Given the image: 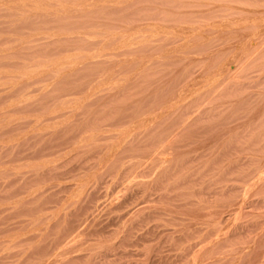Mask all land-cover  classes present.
<instances>
[{"label": "rangeland", "instance_id": "374dc122", "mask_svg": "<svg viewBox=\"0 0 264 264\" xmlns=\"http://www.w3.org/2000/svg\"><path fill=\"white\" fill-rule=\"evenodd\" d=\"M2 1L6 3H11V2H16L17 0H12V1L0 0V2ZM18 1H23V0H18ZM24 1H29V0H24ZM30 1H35V0H30ZM73 1L74 2L77 1L78 3L80 2L82 4V7L79 8L82 9L79 10V8L77 9L74 8L72 9V11H70L71 14L68 15V12L67 13L64 12V10L59 7V3H69ZM44 2H46V0H44ZM51 2L49 3L52 6L50 7V9L53 8L52 11L50 12V10H48V12H50L48 14L46 11H42V13L44 12V15L41 14V12H38L39 14L35 15V13H33L34 11L27 10V8H21L23 11L19 8L18 11V9L14 10L8 7L7 8L0 7V156H1L0 164L1 167L6 170V168L3 167L5 161L4 158L2 157H5L6 154L5 152L9 148H11L10 146L15 147L16 145H20L24 143L23 141H25V144L27 141V144L29 143L32 145L36 142L35 138L42 137V135L37 136V134L45 133L43 134L45 136L48 135L50 132L57 131L58 129L59 130L67 129V128L73 129V127H77V128L81 127L80 129L82 130V128L87 125L84 128L85 129L84 132H86L84 133V136H86L85 134L89 135L90 134L89 132H91L90 127L91 126L95 127L93 123L98 121V125L105 124L103 127L102 126L98 127V129L102 127L101 130L104 128L103 131L99 130L102 135H105L103 137L113 136L112 138L115 139L119 138V140L121 139L127 140L128 138H124V136L123 138H120L122 137V135L120 134V132L122 131L121 128H123V130L124 127L133 130L132 126L135 127L133 124L135 121L133 122V120L136 119V116H139L138 114H140L139 113L140 111L146 113L145 115L142 114L143 116L140 114V116H142L143 119L146 118L147 123L149 122V125L146 124L145 127L146 130L148 131L143 132V134H145L146 132H148V134L146 133L142 137L141 132L143 127L139 129L134 128L136 129L134 133H138L137 131H140L141 135L138 136L137 138L131 139L133 137L132 136L129 138V140H127L124 143V144H129V142L132 140L131 143L136 144L132 146L137 147V145H139L138 143H140L138 149H141L142 145L144 146V147L142 146L143 148L138 151L136 150L137 148L135 149L133 147L134 148L133 150L135 152L132 151V153L137 155V157L134 158L135 160L131 158L134 162L131 159L126 158L125 154H123L122 156L123 158L117 160L115 165H113L114 168L107 171L106 173L107 176H105L106 178L104 177L105 180H102L104 181L105 185L104 183L98 185V190H97L98 194L96 195L97 197L95 198L97 199L99 197L98 201L102 200L103 207L101 208V210L103 209V211L102 212L100 211L98 213L99 215L97 217V220L103 223L101 225H104V223L106 224L110 222L109 219L112 215H114V217L119 215V217L122 218L119 219L118 216H117L118 219L116 217L115 218L111 217V219H113L116 222V224L114 223L113 220H112L113 224H111V222L109 223L111 224L112 227L111 230L109 229L110 226L106 224V226L108 227L107 232H111V234L108 233L109 234L108 237L105 238L103 242L99 241L101 239H99L100 237L98 236H97L98 240L96 236H95V240H92L94 239L92 238L94 236L93 235L90 236L89 234H88L89 239L90 238L91 239L88 240L87 237L88 235H86L84 237L87 240L86 243L88 242L87 244H89L91 242V244L94 247L92 246V247H88L87 249L85 248V250H82L81 255L82 257L86 256L84 257L86 259L83 258L81 259L83 262L79 260L78 263L76 262L75 264H80V263L156 264L157 263L156 260L157 261L160 260L158 264L160 263L163 264L166 258L167 259L170 258L172 261L173 260L174 261L172 262L170 259L167 261L166 259L167 262L165 261L164 264H169V263L182 264L184 263L183 261H186L187 259L189 261L187 260L184 264H189V262L191 261L190 259H192L195 256V253L193 254L191 252L194 246H196L199 242H200L199 246H201V244L205 246L208 243L215 241L217 248L215 247L214 253L211 254L212 255L210 257L211 263H213L215 260L216 262L219 261L218 264H237V263L253 264V261L254 264H256L255 263L256 257H259L256 258L259 260L262 256L264 257V251L261 252L262 250H264L263 249L264 247V152H263L264 151V42H263L264 41V0H66V1L51 0ZM88 2H90V5H92V6L89 5L90 6L89 8L87 7L89 4ZM54 3H57V5ZM84 6L86 7L85 9L83 8ZM54 9H56L57 12L62 11V13L64 14H57V12L51 14L52 12H55ZM25 11H27L26 12L27 14L25 13ZM71 18L74 20H72ZM177 29L180 32H178ZM261 35L263 37H261ZM250 41L255 42L254 46L256 45V47H253V49L256 50L257 48V52L254 51L257 54L256 53L253 54L248 51L247 48L248 45L250 44L249 46H253L251 45ZM181 42L183 45L181 44ZM124 43L125 45L126 43H129L131 46H125ZM177 45H178V49H175ZM14 47L17 49H13ZM187 47H189V49ZM242 48L244 49L247 48L248 53L246 52V50H244V54H243ZM241 54H243V56ZM71 56H72L71 59L72 60L74 59L75 62L72 61L70 58H69L70 60L68 59V57ZM61 58L63 59L65 58V60L67 58L70 61L71 65H69L70 64L69 62H66L67 60L65 61ZM56 61L58 62L56 63ZM76 61L79 64H77ZM64 63H68V64L63 65ZM119 65L121 67H119ZM11 68H13V70H11ZM23 69L25 70L29 69L31 74L29 71L26 72L29 73L30 75L32 74L35 75H32L31 76L32 78L31 77L25 78L27 76L26 72L21 74L22 73L21 71L23 72L25 71ZM32 69L34 72L31 71ZM41 69L42 71L45 72H40ZM109 69H111V71H109ZM115 69L118 70L115 71ZM8 71L10 72L15 71V72L9 73ZM17 71H19L20 73H16ZM137 73L138 75H136ZM111 75H114L113 79H115V77L117 78L118 76H120V78H126L127 76L128 77L131 76L132 79L133 75L136 78L133 77L135 79H132V81L131 79L127 80V78L123 79L124 81H121L119 80V78H117L118 81L116 83L114 82L113 84L112 78H111L112 81L109 80L108 82V78ZM124 75H126V77ZM233 75L236 77H234ZM21 76L24 78H22ZM104 77L107 79L106 81L108 83L111 82L112 85L108 86V83L104 80L105 79ZM209 79L213 81L212 84L210 83L211 85H209V82H211L209 81ZM102 80L105 81L106 85L105 83H102L104 82ZM120 81L125 82V85L123 84L124 85L123 86ZM118 82L120 85H117L118 87H115V84H117ZM196 82L197 84L200 83L203 84V86L206 85L205 89L203 86L202 87L200 86L201 84L194 87ZM207 83L209 86L207 85ZM192 84H193V88H192ZM197 88H199L200 93L198 92ZM190 89L195 90V92L192 90L193 93L195 94V98L192 92H189L191 95H193V96H189L192 99L189 97L186 98L187 95L185 93H188ZM201 89L203 93L201 92ZM181 91L185 92L184 93L186 98L185 101H187V103L182 98L181 101L183 102L180 101L181 103L179 102L180 104L178 105V102H175V100L177 101L179 99L180 95L178 97L177 94L178 93L180 94ZM196 92H198L200 95L198 93H197L198 95H196ZM189 93L188 95H190ZM182 96L184 97L183 94ZM80 99L82 100L81 102H83L81 103L82 105L79 104L80 102L78 103ZM70 101H75V103L71 102L72 104H68ZM139 101H140V105L138 104ZM168 101L169 103H167ZM173 101L174 104L177 103V105L173 106L172 104H170V102L172 103ZM53 105L55 107L59 105L58 108L61 106L67 107L68 105L70 106L74 105L76 107L70 108L68 106L67 109L65 110L68 113H72L74 115L72 117H69V119L66 116L59 121L56 122L52 121L51 124L48 125L40 124L41 126L40 125L39 126L37 125L38 127L35 126V122L37 118H39L40 116H44L50 109H55L53 108L54 107ZM170 105L172 109L171 111L169 109ZM165 106L166 107L169 106L168 109ZM187 106L188 108H186ZM153 108L156 109V111L157 110L161 111L162 109L161 116L160 115L158 116L160 112L157 114V112L154 110L156 112L155 113L156 115H153L152 117L157 116L155 118L158 119L159 117L161 119V117L164 116L163 114L164 112H168V111L170 112L167 113L168 115L164 116L166 118L168 116L169 119H165L163 117L164 121L162 120L163 118L161 120L159 119L160 121L154 118L155 121L156 120L158 121V123L163 121L162 124L155 123L156 125L157 124L160 125V128L162 127L161 129L158 128V125L156 126L153 123L154 120L152 119L153 120L152 123L154 124V126L153 129L150 131L149 126L151 125L150 123L151 118L148 121L149 118L146 116L149 115L151 112L152 114H154L153 113L154 111H152ZM165 108L168 111L165 110ZM150 109L151 111H149ZM145 110L146 112H144ZM147 111H149L150 113L148 112L149 114H147ZM133 113H136L137 115L134 117ZM171 114H173L174 116L173 115L170 116ZM126 117L130 118L131 120L133 119L132 123L131 122L129 123V121L131 120H127L128 118ZM138 118L139 119L137 120H140V117ZM45 119H47V117H44V121H46ZM136 122L138 123V121ZM55 124L58 126H55ZM129 124H133V125H129ZM138 124L140 125V121ZM141 126H143V123ZM117 128H119V130L121 129V131L117 130ZM155 128L158 129L154 130ZM127 129H125V131H127ZM16 130H19V134L17 133L18 131L16 132ZM26 130L27 132L31 131L30 132L31 134L29 133H28L29 135L26 134L25 133ZM81 130L79 131V133H81ZM115 130H117L118 133H114ZM157 130L159 133L157 132ZM154 131L156 133H154ZM21 132L24 133L23 136ZM16 133L17 135L25 139L21 141L22 138H19V136H17ZM71 134L72 132L68 133L66 137H70ZM114 134L115 135L118 134L117 136L120 135L121 136L117 138L115 137ZM158 134L160 135V137L162 136V139L159 137ZM175 134H177V136ZM152 136H156V137H153L152 139ZM10 137L13 138L12 140H14V138L15 139L19 138L18 140L21 142L16 143V140H14L12 141L13 142L12 144ZM6 140L8 141V143ZM119 140L117 141L115 140L116 143H118ZM222 140L225 142H223ZM2 141L3 142L5 141V143H3ZM156 141H158L159 143L163 142V144L160 143L159 145V143ZM14 142L16 143V145L14 144ZM6 143L8 147L5 146ZM154 143L156 144L154 145ZM166 143L168 144L167 146L165 145ZM170 143L172 144L169 145ZM73 144L74 145H72V143H68L67 145L63 146L62 150L64 152H62L61 150L58 156L55 155L52 160L50 159L51 157L44 156V157L30 158L28 159L29 161L31 160L30 163H28L29 161H27L26 159H25L26 162L25 160H23V162L25 164L27 163V165H25L22 161H20V163L24 165V166L22 165L23 168L21 166H20L21 168L20 167L17 168V170L20 169V172L18 173L21 176L20 178L21 182L19 181L16 183V185L13 184L12 186H10V188L8 189L10 191H7L8 193L6 192L3 195V197H0V208L8 209V210L10 209L12 211L10 212L11 214L8 213V217H7L8 220L11 218L12 222H17L22 226L23 225L25 226V227L23 226V228L25 230L26 236L25 238L24 237L23 238L26 239V241L23 238L21 239L22 242L20 240V242L23 245L24 244L25 245L23 247H18L19 250L16 247L17 249L13 248L12 250H8L6 252L0 253V255L7 253L9 259L11 258L15 260L16 258H18V262L19 259H21L20 260L21 262L26 261L28 258H30V252L28 251V249L30 247L33 248L35 246L45 245L46 242H48V240L46 241V239L50 237V232H49L50 227L56 224L54 222L56 221L59 222L65 213L64 212L65 210H60L61 209L60 204H58L59 206L57 204H54L55 206L57 205V209H54L55 208L54 205L47 204L48 202L46 199L47 193L45 195L39 196L38 194L39 189L36 192L35 184H37L38 188H40V186L42 187V185L48 184L49 182L53 184L51 185L49 183V185L51 186L67 185V187L73 186L72 188H74V186L77 187V185L80 184V182L77 183L78 180L84 182V181H88L85 177H88V179L89 177L90 178L93 177L92 173L93 172L95 173L93 169L94 170L96 169L97 165L95 166V164H97L96 163L97 160H98L97 162H99V159L95 160V158H93L94 153L91 152H95L99 148L97 146H92V145H90V147L88 145L78 147V144H76V146L74 142ZM40 145L42 147L44 145V142L42 141L38 146ZM2 146H4L3 150H1ZM160 146H162L164 149ZM168 146H170L171 148ZM6 147L7 150H4L6 149ZM103 148L105 149L106 147L103 146ZM165 148L168 151V153L171 154V156L165 153L166 156L165 155L164 156L166 158L165 157L164 158L160 157V158L171 161L174 160L173 161L174 166H176V164H178L177 166H179V162L181 161L183 162V163L181 162L180 164L183 167L181 172H180L181 169H176V171L174 170L175 173L174 171H172V173L170 172L171 174L170 178L171 179L173 178L174 180L173 179L172 180L169 179L168 181L166 180L163 184H161L160 187L158 185V181H156L155 178L153 179L152 175L150 176L147 175L145 176L144 179H142L143 177L141 179L139 178L142 181L135 180L134 178L136 177L134 175L130 176V174L132 175L134 168L132 164L134 165L137 164L135 163L137 158L139 159L141 158L140 156H143L142 158L146 159L145 157L149 155L147 157L148 159L156 149L157 150L155 153L157 154V151L159 149L160 150L163 149L164 151ZM238 148L242 150L239 151ZM148 150H150L151 152ZM172 150L173 152H171ZM224 150L226 152H224ZM159 151H158V155H159ZM86 152H89L90 154ZM132 153L128 152V154L130 155H132ZM143 153L144 154L146 153L148 155L146 156V154L144 155ZM224 153H228V154H224ZM158 155L156 157H153L156 159V160L153 159L154 161L160 160V159L157 160ZM167 155H169V157ZM174 155L175 157L178 155L179 158L178 160L180 161H178L174 157ZM152 156L153 155H151V157ZM45 157L47 158V160L51 161V163L48 162V166L46 163L47 160L43 159ZM55 157L57 158L55 159ZM151 157L150 159H152ZM141 159H140V164L141 162L144 161L143 159H142L143 161H141ZM150 159H148L149 161L147 160V165L148 164L150 165V163L152 162V161L150 162ZM192 160L194 161L192 162ZM32 161H34L33 165H32ZM39 161L42 163L43 165V166L41 165L42 167L39 165L40 163ZM57 161L59 164H63L65 166V169H68L71 172V174L75 175V177H70L71 176L70 174L69 176L65 177L64 180H57V179L52 180L51 178L48 179L47 176L46 177L42 176L45 172L43 171V167L44 170H46L47 169L46 167L59 165ZM130 161H132L133 163L129 164L128 162ZM117 162L119 165L117 164ZM145 162H143L142 164L145 165ZM90 163L93 164L95 163V164L90 165ZM125 163L127 164L126 166ZM157 163L159 162H156V164ZM224 164L226 165L224 166ZM31 165L33 166L32 169H34V166H36L34 170L31 169L32 167ZM89 165L91 166V168ZM24 167L26 168L29 167V169H31V171L33 172H30L29 169L26 168L24 169ZM240 168H242V170ZM8 170L11 172L7 173L4 170L1 171L0 177L6 176L5 173H7V176L13 175L15 173V171L11 168L7 169V171ZM28 171L31 174L29 175L30 177L28 176L29 174ZM35 171H39V173L41 172L40 173L41 175L38 172H36V174H39L40 176L36 175ZM177 171H179V174H177L178 173ZM21 172L24 174V176ZM88 174H90V176ZM25 175L27 176V178L25 177ZM23 177L26 178V180ZM131 178L134 179L135 181H133ZM34 180H36L38 183H36V181ZM150 180L151 181L154 180V181L151 182ZM176 180L178 181V183L176 182ZM137 181L139 183L142 182L141 184L143 186L141 184L139 185V183L136 184ZM173 181H175V183ZM169 182L170 183L173 182L174 185H178L180 182V184L178 185L180 190L177 188V191L176 189H173L174 191H170L171 195L172 194L173 196L178 195L175 201L178 205L180 203H186V201H192V202L194 201L196 205L189 204L190 206L188 205L184 206V204H181V206L180 207L178 206L177 208L175 207L176 205L175 206L172 205L171 201L158 200L152 198L153 199L152 201L149 200L148 201L149 203L146 202L145 204H143V206L144 205L145 207L147 206L148 210L150 208L149 206H151L150 210L156 212L158 211L157 213L158 215H160V217H156V220H153L154 223L153 221H151L150 224L147 226V228L150 229L152 227H155L152 229L153 234L152 235L150 234L151 236L148 235L150 237L147 236V238H145L146 236H142V237L140 236L139 238V236H137L138 234H136L137 232L139 233V231L137 232L134 231L136 235H134L135 237L134 236L131 237L130 240L127 236V232H128L127 229H129V226L125 225L124 222H126V219L125 217H123V215L121 216L120 214L124 210L118 212L115 211L116 213L112 212L111 214H109V211L107 210L108 207L119 203L120 200H123V198L132 191V189L135 190V188L138 186L142 187L144 190L149 189L148 190L149 192L155 189V186H157L156 189L158 191L160 190L163 191V189H165V186L167 184L172 185ZM33 183L35 185V191L33 190L34 189L32 185ZM158 187L160 188V190L158 189ZM30 190H32V192L34 193V195L36 194V196L33 195L31 196L30 194L33 193ZM213 190L215 194L211 193L213 192ZM19 191L21 194L19 193ZM155 191L153 190L151 193H154ZM158 191H156V193H158ZM29 192L31 193L29 194ZM160 193L162 194L163 192ZM69 194H71L70 191H67L65 194H61V196L63 197L65 195V198L64 199L62 198L63 201L66 200V198H68ZM244 195L245 197H243ZM44 196L46 197L44 198ZM41 198H43L44 200ZM20 199H23V202L19 203ZM96 199L93 202H98L96 201ZM111 199H113L114 201L113 200L111 201ZM179 199L180 200L183 199V200L180 201L179 203ZM16 200H18V202H16ZM39 200H41L40 204H39L40 202ZM63 201H61V204ZM69 202L72 204V201ZM16 203H18V205ZM26 203L28 204V206ZM33 203H36L37 207ZM200 203H202L203 205L204 203L205 204L209 203L212 206L215 205V207L219 208L218 210H220L224 218V222H226L224 223V225H222L224 231L221 229V233H220L217 232V230H215L212 226L208 227L207 225H200V223H195L193 221L194 219L193 214L195 213V209L197 208L196 206L200 205ZM19 204L21 207L17 208L16 206H19ZM46 204L49 205V207L54 206V208L52 207V209L45 210L46 208H48ZM148 204L150 205L148 206ZM238 204L242 205L241 215H239L240 212L238 213L235 212L236 210H234L233 208V205L234 207H236L238 206ZM248 206L252 208H249ZM59 207L60 209H58ZM129 207L135 208L136 205L134 204L129 205ZM38 208L42 210L44 209L45 214L44 211L42 215L39 214L41 210L40 209L38 210ZM172 208L174 209L176 214L173 211L170 214L171 211L169 212V209L173 210ZM161 209L165 210L164 214ZM52 210L55 212H53ZM15 211H17V213ZM57 214L59 216H57ZM173 214H175L176 216L174 215L175 217H169V216H173ZM35 216L36 217L38 216V218L39 216L41 217L40 219H38ZM58 218L60 220H58ZM167 218H171V219H167ZM176 218H178L179 220ZM115 219H117V221ZM175 219L178 221H172ZM165 220H169V221H167L166 223ZM52 221L54 224L52 223ZM160 221L161 223H159ZM171 221L173 222V224ZM159 224L163 226L160 225L159 227H157V225ZM172 225L175 226L173 227ZM122 226L125 228L123 229ZM36 227L37 228L41 227V229L39 231H36L38 230L36 229ZM31 228H34L35 230L34 229L31 230ZM155 230L157 231L159 230V231L156 233ZM42 232H44L43 235ZM224 232L225 235L224 236L222 235L223 237L222 236L220 237V235L224 234ZM219 233L220 235L218 236L217 234ZM40 235H42L41 238L43 239L39 241L38 238ZM3 236L5 235H0V238H4ZM217 236L219 237V239L217 238ZM109 237H111V240L114 239L112 241L113 243L112 242H110V244L108 243V241L110 240ZM133 238L134 240H132ZM142 238L143 240H141ZM106 239L109 240L107 241ZM127 239L129 240L126 242ZM5 241H7L6 238L0 239V244H4ZM42 241L43 243H41ZM104 241L106 245L104 244ZM254 241H256L257 243H253ZM82 242L84 243L85 240L83 239ZM128 242L131 244L129 245ZM258 242L259 245L261 243V246L258 245ZM100 243L101 244L103 243L105 247L103 244H102L103 246L102 245L100 246ZM123 243L126 245H124ZM135 243L137 245H135ZM255 244H257L256 245L257 247L255 246ZM22 248L24 249L21 250ZM188 249L190 250L188 251ZM253 250L254 251L256 250V252L259 251L258 253L260 254L254 252L250 253V251ZM0 251H1V247H0ZM92 251L94 253H90ZM8 252H10V254H8ZM27 252L29 255H27ZM245 252L250 254L247 257L248 259H246L247 253ZM74 253L76 256L77 254H79V251L73 252L71 257L74 256ZM85 253L88 254V256L84 255ZM89 253L92 254L93 256H90ZM243 253H245L244 257H243ZM239 254H241L243 258L240 259L239 256L241 255ZM251 254H253V256L256 257L254 258L251 257ZM4 256H6V254L3 255L2 257ZM10 256H12L13 258ZM175 256L178 258H176ZM235 256L238 257L234 259ZM212 257L214 260L212 259ZM250 257L251 259H253L252 263H249L251 262ZM161 258L162 259L165 258V259L162 260ZM172 258H176V259H172ZM210 258L208 260H210ZM228 258L231 261L230 263ZM243 259L245 260V262H242ZM13 260L12 261L10 260V262L14 264L18 263L17 259L14 262ZM56 260L58 261V258H56ZM208 260H206V262ZM246 260L249 261L246 263ZM206 262H204V264H210V261L207 263ZM262 262L263 260L261 259V263ZM39 263H41V261L38 262V264Z\"/></svg>", "mask_w": 264, "mask_h": 264}, {"label": "bare ground", "instance_id": "6f19581e", "mask_svg": "<svg viewBox=\"0 0 264 264\" xmlns=\"http://www.w3.org/2000/svg\"><path fill=\"white\" fill-rule=\"evenodd\" d=\"M12 1V0H11ZM51 2V0H46V2ZM55 1V0H54ZM57 1V0H56ZM60 1V0H59ZM66 1V0H65ZM4 1H2V2H0V7H5V8H10V9H14V10H16V9H18V11H19V8L21 9V8H27V10H32V11H34L33 13H35V15L36 14H39L38 12H41V14H43L44 15V12L42 13V11H46L47 12V14L48 13H50L51 11H52V9H50V7H52L51 6V4L48 2V3H46V2H44V0H35V1H16V2H11V3H6V2H4ZM51 3H53V2H51ZM89 4H88V8L90 7V6H92V5H90V2H88ZM54 4H56L57 5V3H54ZM90 5V6H89ZM59 7L60 8H62L63 10H64V12H68V15H70L71 14V12L70 11H72V9H74V8H79V7H82V4L79 2H69V3H59ZM84 9L86 8L85 6L83 7ZM82 8H79V10H81ZM4 10V9H3ZM6 10V9H5ZM8 10V9H7ZM22 10V9H21ZM20 10V11H21ZM25 10V9H24ZM48 10H50V12H48ZM55 10V12H52L51 14H53V13H56L57 12V10L56 9H54ZM219 10V9H218ZM23 11V10H22ZM220 11H222V10H220ZM227 11V10H226ZM262 11V10H261ZM27 11H25V13H26ZM46 12H45V14H46ZM58 12H60V11H58ZM57 12V14H64V13H62V11L60 12V13H58ZM70 12V13H69ZM76 12V11H75ZM74 12V13H75ZM78 12V11H77ZM218 12V11H217ZM30 13V12H29ZM27 14V13H26ZM213 14H214V12H213ZM212 14V15H213ZM262 14V13H261ZM29 15V14H28ZM50 15V14H49ZM56 15V14H55ZM67 15V14H66ZM65 15V16H66ZM236 15V14H235ZM227 16V15H226ZM261 16V15H260ZM257 17V16H256ZM34 18H36V17H34ZM70 18V17H69ZM212 18V17H211ZM215 18V17H214ZM19 19V18H18ZM30 19V18H29ZM72 19V18H71ZM79 19V18H78ZM173 19V18H172ZM72 20H74V19H72ZM157 20V19H156ZM26 21V20H25ZM28 21V20H27ZM31 21V20H30ZM209 21V20H208ZM258 21V20H257ZM36 22V21H35ZM49 22V21H48ZM47 22V23H48ZM175 22V21H174ZM177 22V21H176ZM239 22V21H238ZM241 22V21H240ZM252 22V21H251ZM250 22V23H251ZM260 22V21H259ZM14 23V22H13ZM25 23V22H24ZM30 23V22H29ZM43 23V22H42ZM179 23V22H178ZM246 23V22H245ZM249 23V24H250ZM225 24V23H224ZM241 24V23H240ZM244 24V23H243ZM178 25V24H177ZM223 25V24H222ZM226 25V24H225ZM224 25V26H225ZM220 26V25H219ZM236 27V26H235ZM237 27H238V25H237ZM13 28V27H12ZM176 28V27H175ZM234 28V27H233ZM250 28V27H249ZM242 29V28H241ZM245 29V28H244ZM230 30V29H229ZM234 30V29H233ZM174 31H175V29H174ZM177 31H178V29H177ZM221 31V30H220ZM178 32H180V31H178ZM236 32V31H235ZM175 33V32H174ZM185 33H186V30H185ZM189 33V32H188ZM242 33V32H241ZM257 34H258V32H257ZM178 35H179V33H178ZM224 35V34H223ZM169 37V36H168ZM177 37V36H176ZM253 37H255V36H253ZM259 37V36H258ZM258 37H257V39H258ZM261 37H263L262 35H261ZM260 38V37H259ZM126 39V38H125ZM125 39H124V41H125ZM131 39V38H130ZM170 39V38H169ZM209 39V38H208ZM207 39V40H208ZM128 40V39H127ZM126 40V41H127ZM186 40V39H185ZM188 40V39H187ZM192 41H193V39H192ZM243 41H244V39H243ZM253 41H255V40H253ZM252 41V42H253ZM252 42L250 41V43H251V45H253V46H249L248 45V51L250 52V53H253V54H255L256 52H257V48H256V50L255 49H253V47H256V45L254 46V44H255V42H253V44H252ZM264 42V41H263ZM184 43V42H183ZM192 43V42H191ZM190 43V44H191ZM244 43H245V41H244ZM243 43V44H244ZM258 43V42H257ZM256 43V44H257ZM260 43V42H259ZM31 44V43H30ZM123 44V43H122ZM181 44H182V42H181ZM185 44H187V43H185ZM202 44V43H201ZM124 45H125V43H124ZM123 45V46H124ZM179 45V44H178ZM178 45L176 46V48L175 49H178ZM183 45V44H182ZM195 45V44H194ZM204 45V44H203ZM125 46H131L129 43H126V45ZM188 46V45H187ZM202 46V45H201ZM239 46V45H238ZM20 47V46H19ZM182 47V46H181ZM180 47V48H181ZM30 48V47H29ZM186 48V47H185ZM184 48V49H185ZM188 49H189V47H187ZM238 48V47H237ZM240 48V47H239ZM247 48L246 49H244V48H242L243 50H242V52H243V54H244V50H246V52H247ZM13 49H17V48H13ZM24 50V49H23ZM28 50V49H27ZM213 50V49H212ZM7 51V50H6ZM22 51V50H21ZM177 51V50H176ZM196 51V50H195ZM217 51V50H216ZM235 51V50H234ZM254 51H256V52H254ZM259 51V50H258ZM19 52V51H18ZM40 52V51H39ZM46 52V51H45ZM198 52V51H197ZM237 52V51H236ZM238 52H240V51H238ZM245 52V53H246ZM260 52V51H259ZM34 53V52H33ZM182 53V52H181ZM185 53V52H184ZM248 53V52H247ZM239 54V53H238ZM243 54H241L242 56H243ZM257 54V53H256ZM30 55V54H29ZM248 55V54H247ZM253 56H255V55H253ZM74 57V56H73ZM235 57H236V55H235ZM245 57V56H244ZM71 59L72 58V56L71 57H68V59ZM242 58V57H241ZM246 58V57H245ZM61 59H63V58H61ZM60 59V60H61ZM67 58H66V60H65V58L63 59V60H65L66 62H69L70 63V59L68 60ZM77 59V58H76ZM227 59V58H226ZM236 59V58H235ZM243 59V58H242ZM62 60V61H63ZM72 60V59H71ZM113 60V59H112ZM230 60V59H229ZM239 60V59H238ZM3 61V60H2ZM26 61V60H25ZM61 61V62H62ZM72 61H74V59L72 60ZM233 61H235V60H233ZM245 61V60H244ZM243 61V62H244ZM48 62V61H47ZM58 61H56V63H57ZM64 62V61H63ZM75 62V61H74ZM77 62V61H76ZM224 62V61H223ZM237 62V61H236ZM13 63V62H12ZM55 63V64H56ZM81 63V62H80ZM227 63V62H226ZM61 64V63H60ZM59 64V65H60ZM67 65L68 63H64L63 65ZM74 64V63H73ZM77 64H79L78 62H77ZM30 65V64H29ZM69 65H71V63L69 64ZM221 65V64H220ZM25 66H26V64H25ZM56 66V65H55ZM193 66V65H192ZM226 66V65H225ZM59 67V66H58ZM61 67V66H60ZM119 67H121L120 65H119ZM44 68V67H43ZM54 68V67H53ZM63 68V67H62ZM61 68V69H62ZM70 68V67H69ZM76 68V67H75ZM74 68V69H75ZM144 68H146V67H144ZM143 68V69H144ZM222 68H224V67H222ZM221 68V69H222ZM9 69V68H8ZM19 69V68H18ZM21 69H22V67H21ZM30 69V68H29ZM29 69H27V70H25V69H23V70H25L24 72L23 71H21L22 73L21 74H23V73H25L26 71H29L30 72V70ZM35 69V68H34ZM40 69V68H39ZM49 69V68H48ZM68 69V68H67ZM71 69V68H70ZM72 69H73V67H72ZM113 69V68H112ZM119 69V68H118ZM118 69H115V71H117ZM142 69V70H143ZM227 69V68H226ZM231 69V68H230ZM11 70H13V68H11ZM16 70V69H15ZM43 70H45V69H43ZM65 70H66V67H65ZM64 70V71H65ZM114 70V69H113ZM145 70V69H144ZM223 70V69H222ZM5 71V70H4ZM31 71H33V69L31 70ZM59 71V70H58ZM109 71H111V69H109ZM141 71V70H140ZM221 71V70H220ZM228 71H229V69H228ZM233 71V70H232ZM9 73H14L15 71H8ZM34 72V71H33ZM37 72V71H36ZM40 72H45V71H42V69H41V71ZM113 72V71H112ZM144 72V71H143ZM197 72V71H196ZM224 72H225V70H224ZM230 72H231V70H230ZM16 73H20L19 71H17ZM218 73V72H217ZM220 73V72H219ZM237 73V72H236ZM26 74H27V76L25 77V78H27V77H31L32 75H35V74H32V75H30L31 74V72H30V74L29 73H27L26 72ZM43 74V73H42ZM132 75V74H131ZM136 75H138V73L136 74ZM217 75V74H216ZM240 75V74H239ZM24 76H25V74H24ZM112 76V77H111ZM109 78H108V82H109V80H111V78L113 79L114 78V75H111ZM125 77H126V75H124ZM234 76V75H233ZM22 77V76H21ZM122 77V76H121ZM133 77H135L134 75L132 76V79H135V78H133ZM214 77V76H213ZM234 77H236V76H234ZM7 78V77H6ZM22 78H24V77H22ZM32 78V77H31ZM105 78V77H104ZM117 78H119V80H121V81H124L123 79H126L127 78V80L129 79H131V76L130 77H126V78H120V76H118ZM116 77H115V79H113V84H114V82L116 83L117 81H118V79H117ZM189 78V77H188ZM207 78H209V77H207ZM132 79H131V81H132ZM212 79V78H211ZM211 79H209V81H211ZM105 81L107 80L106 78L104 79ZM104 80H102V81H104ZM116 80V81H115ZM139 80V79H138ZM205 80V79H204ZM232 80V79H231ZM236 80V79H235ZM105 81L104 82H102V83H105ZM112 81V80H111ZM120 81V82H121ZM135 81V80H134ZM200 81H202V80H200ZM208 81V80H207ZM107 82V81H106ZM107 82V83H108ZM191 82V81H190ZM204 82V81H203ZM212 82L213 81H211V82H209V85H211L212 84ZM224 82V81H223ZM233 82V81H232ZM122 83V85L124 84L125 85V82H121ZM206 83V82H205ZM211 83V84H210ZM227 83V82H226ZM35 84V83H34ZM191 84V83H190ZM201 84V83H200ZM200 84H197V82H196V84H195V86L194 87H196V86H198V85H200ZM222 84H224V83H222ZM102 85H104V84H102ZM105 85H106V83H105ZM109 85H112V83L110 82V83H108V86ZM117 85H120L119 84V82L117 83V84H115V87H118ZM123 85V86H124ZM207 85H208V83H207ZM208 85V86H209ZM216 85H217V82H216ZM190 86V85H189ZM201 87L203 86V84H201L200 85ZM205 86L206 85H204L203 87H204V89H205ZM254 86V85H253ZM98 87H101V86H98ZM110 87H113V86H110ZM120 88V87H119ZM187 88V87H186ZM186 88H185V90H186ZM192 88H193V84H192ZM207 88V87H206ZM224 88V87H223ZM95 89H97V88H95ZM108 89V88H107ZM112 89V88H111ZM110 89V90H111ZM117 89V88H116ZM121 89V88H120ZM198 89V92H199V88H197ZM197 89H196V91H197ZM216 89H218V88H216ZM109 90V89H108ZM188 90V89H187ZM195 92V90L194 89H190L189 91H188V93L189 92H192V94H194L193 93V91ZM98 91H100V90H98ZM214 91V90H213ZM212 91V92H213ZM113 92V91H112ZM118 92V91H117ZM198 92H196V95H198L199 93ZM201 92H202V89H201ZM95 93V92H94ZM185 92H180V94L178 93L177 95H178V97H179V95H180V97H179V99L176 101L175 100V102H178V105L181 103V102H183V101H181L182 100V98L184 99V101H185V99L186 98H188L189 96H193V95H191L190 93V95H188V93H185L186 95H187V97L185 98V94H184ZM198 93V94H197ZM203 93V92H202ZM214 93V92H213ZM96 94V93H95ZM117 94V93H116ZM182 94L184 95V97L182 96ZM114 95V94H113ZM200 95V94H199ZM206 95V94H205ZM223 95V94H222ZM106 96V95H105ZM124 96V95H123ZM182 96V97H181ZM207 96V95H206ZM87 97V96H86ZM89 97H90V94H89ZM88 97V98H89ZM120 97V96H119ZM129 97V96H128ZM174 97V96H173ZM178 97H176V98H178ZM204 97V96H203ZM114 98V97H113ZM125 98V97H124ZM189 98H191V97H189ZM194 98H195V94H194ZM154 99H156V98H154ZM172 99V98H171ZM175 99V98H174ZM192 99V98H191ZM202 99V98H201ZM74 100H77V99H74ZM79 100V99H78ZM87 100V99H86ZM108 100V99H107ZM82 100L80 99V101H78V103L79 104H81V103H83V102H81ZM123 101V100H122ZM181 101V102H180ZM197 101V100H196ZM71 102H73V103H75V101H70L68 104H72ZM113 102H114V100H113ZM142 102H144V101H142ZM166 102V101H165ZM180 102V103H179ZM186 103H187V101H185ZM192 102H194V101H192ZM201 102H202V100H201ZM61 103V102H60ZM65 103V102H64ZM167 103H169V101L167 102ZM199 103H200V100H199ZM204 103V102H203ZM202 103V104H203ZM225 103V102H224ZM230 103V102H229ZM243 103V102H242ZM77 104V103H76ZM111 104V103H110ZM139 105H140V101H139V103H138ZM142 104V103H141ZM170 104H172L173 106L174 105H177V103L176 104H174V101L171 103L170 102ZM82 105V104H81ZM133 105V104H132ZM131 105V106H132ZM134 105H135V103H134ZM166 105H168V104H166ZM183 105V104H182ZM228 105V104H227ZM54 106V105H53ZM58 106L59 105H57V107H53V108H55V109H50L44 116H40L39 118H37V120H36V122H35V126H39L40 124L42 125V124H44V125H48V124H51V122L52 121H59V120H61V119H63L64 117H68V119H69V117H72L74 114H72V113H68L67 111H65L66 109H67V107L69 106L70 108H72V107H76V106H70V105H68L67 107H63V106H61V107H59L58 108ZM79 106V105H78ZM84 106V105H83ZM251 106V105H250ZM86 107H88V106H86ZM92 107V106H91ZM140 107V106H139ZM166 107V106H165ZM169 107V106H168ZM168 107H166L167 109H168ZM78 108V107H77ZM82 108V107H81ZM155 108V107H154ZM153 108V110L152 111H156V109H154ZM165 108V110H167ZM172 108H174V107H172ZM178 108H179V106H178ZM183 108V107H182ZM186 108H188V106L186 107ZM232 108V107H231ZM76 109V108H75ZM101 109V108H100ZM149 109V108H148ZM169 109H170V111L172 110L171 109V105H170V107H169ZM68 110H69V108H68ZM78 110V109H77ZM164 110V109H163ZM179 110V109H178ZM73 111V110H72ZM109 111V110H108ZM120 111V110H119ZM149 111H151V109L149 110ZM149 111H147V114H149L150 112ZM153 112L154 114H152V112L149 114V115H147L146 117H148L149 119H148V121L150 120V118H151V125L154 123H158V121L157 120H159L160 119V117H159V119L158 118H155V117H157V116H154V117H152L153 115H156L155 113L157 112V114H158V116L160 115H162V109H161V111H156V112ZM168 111V110H167ZM170 111H168V112H170ZM182 111V110H181ZM137 112H139V111H137ZM136 112V113H137ZM144 112H146V110L144 111ZM149 112V113H148ZM168 112H164L163 114H164V116H166V115H168L167 113ZM175 112H176V109H175ZM174 112V113H175ZM197 112V111H196ZM131 113V112H130ZM136 113H133L134 114V117L137 115ZM141 115L142 114H146V113H143V112H139ZM166 113V114H165ZM172 113V112H171ZM78 114V113H77ZM140 114H138L139 116H136V119H132L133 120V124H134V126L135 127H133L132 126V128H133V130L131 129H127V128H125L124 127V130H123V128H121L122 129V131H121V129L119 130V128H117V130H119V131H121L120 132V134L122 135V137H120V136H117V135H115V137H120V138H123V136H124V138H128L127 140H129V138L130 137H132L131 139H133V138H137L138 136H140L141 135V133H142V137L147 133L148 134V132H146L145 134H143V132H145V131H148V130H146V124H148L149 125V122L147 123V119L146 118H142V116H140ZM42 115V114H41ZM94 115V114H93ZM122 115V114H121ZM173 114H171L170 116H172ZM98 116V115H97ZM133 116V115H132ZM163 116V117H164ZM174 116V115H173ZM176 116V115H175ZM244 116V115H243ZM44 117H47V119H45L46 121H44ZM83 117V116H82ZM116 117H118V116H116ZM138 117H140V120H137V119H139ZM163 117H161V119L163 118ZM182 117V116H181ZM93 118V117H92ZM126 118H128V117H126ZM125 118V119H126ZM142 118V119H141ZM157 119L156 121H155V119ZM165 119H169V117L167 116V118L166 117H164ZM164 118L162 119L163 121H164ZM192 118V117H191ZM260 118V117H259ZM84 119H86V118H84ZM102 119V118H101ZM154 120V122H153V120ZM160 119V120H161ZM214 119H215V117H214ZM227 119V118H226ZM82 120H83V118H82ZM113 120V119H112ZM122 120V119H121ZM127 120H131L130 118H128ZM132 120L131 121H129V123L131 122L132 123ZM142 120H143V122H142ZM159 120V121H160ZM237 120V119H236ZM245 120V119H244ZM88 121V120H87ZM136 121H138V123H139V121H140V125L136 122ZM162 121V122H163ZM189 121V120H188ZM82 122V121H81ZM86 122V121H85ZM153 122V123H152ZM162 122H159L158 124H162ZM187 122V121H186ZM252 122V121H251ZM58 123V122H57ZM137 123V124H136ZM142 123H143V126H141L142 125ZM145 123V124H144ZM170 123V122H169ZM253 123V122H252ZM33 124V123H32ZM59 124V123H58ZM85 124V123H84ZM88 124V123H87ZM92 124V123H91ZM94 125H95V127H90V131L91 132H89L90 134L88 135V134H85L86 136H84V133H86V132H84L85 131V127L87 126H85V127H83L82 128V130L78 127H73V129H69V128H67V129H61V130H57V131H54V132H50L48 135H43V134H45V133H41V134H37V136L38 135H42V137H37V138H35L36 139V142L34 143V144H27V141H26V144H25V141H23V139H25V138H22V137H20L19 135H17V133L19 134V130H16V135L17 136H19V138H22L21 139V141H23L24 143H22V144H20V145H16V143L18 142H21V141H19L18 139L19 138H17V139H15L14 138V140H16V143L14 142V144L16 145H13V146H15V147H12V146H10L11 148H9L8 150H7V147H8V145H7V143H8V138H7V143H6V145L5 146H7L6 147V149H4V150H7L4 154H5V157H2V158H4V161H5V163L3 164L4 166L3 167H5L6 168V170L5 169H3L2 167H1V164H0V172L1 171H6L7 173H10L11 171H7V169H9V168H11V169H13L14 171H15V173L13 174V175H10V176H7V173H5L6 174V176H4V177H0L1 179H0V197H3V195L7 192V191H10V190H8L9 188H10V186H12L13 184H15L16 185V183L17 182H19L20 181V178H21V176H20V174L18 173V172H20V169L19 170H17V168L18 167H22V165L23 164H21L20 163V161H22L23 162V160H27V161H29L28 159H30V158H37V157H44V156H46V157H51L50 159L52 160L53 159V157L55 156V155H57L58 156V154H59V152L62 150V147L63 146H65V145H67L68 143H72V145H74L73 144V142L75 143V146H76V144H78V147L80 146H84V145H88L89 147H90V145H92V146H97L99 149L97 150V151H95V152H91V153H94L93 154V158H95V160L96 159H99V162H97L96 161V163L97 164H95V166L97 165V167H96V169L94 170L93 169V171H95V173L93 172H91L92 174H93V177H89V179H88V177H85L88 181H81V180H78V182L77 183H79L80 182V184L79 185H77V187H75L74 186V188H72L73 186H71V187H67V185H59V186H51V185H53V184H51L50 182V184L51 185H49V183L48 184H46L47 186H49V187H47L46 185H42V187L40 186V188H38L37 187V184H35L36 185V192H37V190H38V194H39V196L40 195H45L46 193H47V204H49V205H54V204H60L61 205V209H60V207L58 208V209H60V210H65L64 212V215L62 216V218H61V220L58 218V220H60L59 222H57L56 220H54V221H56V222H54V223H56V224H54L53 223V221H52V223L54 224V225H52L51 227H50V237H48L47 239H46V241L48 240V242H46V244L45 245H42V246H35V247H30L29 249H28V251L30 252V258H28L26 261H23V262H21L20 260L21 259H19V262H18V258H16L17 259V264H38V262H40L41 261V263L42 264H75L76 262L78 263V261L79 260H81V259H83L84 257H86V256H84V257H82V250H85V248L87 249L88 247H92L93 245L91 244V242L89 243V244H87L86 243V239L84 238L86 235H93L94 237H92V238H94V239H92V240H95V236L97 237H100L99 239H101V240H99V241H102L103 242V240L105 239V238H107L108 237V235L109 234H111V232H107V226H106V224H108L109 226H110V230H111V224H113L112 223V220L113 219H111V217H114V215H112L111 217H110V219H109V217H108V219H109V221L111 222V224H109V223H104V225H101V224H103V223H101V222H99L98 220H97V217H98V213L101 211H103V209L101 210V208L103 207V202H102V200H100V201H98V199H99V197L96 199L95 197H97L96 195L98 194V185L99 184H102V183H104V181H102V180H105L104 179V177L105 176H107V171L108 170H111L112 168H114V166L113 165H115V163H116V161L117 160H119V159H122L123 157V154H125V156H126V158H129V159H133V160H135L134 158L135 157H137V155L136 154H134V153H132V151L133 152H135L133 149L135 148H137L136 150L138 151V150H141L144 146L142 145V143H141V145L143 146H141V149H138V147L140 146V143H138V142H136V143H138L139 145H137V147H134V146H132V145H136L135 143H131V141L129 142V144H124L127 140L125 139V140H119V138L118 139H115V138H112V137H103V136H105V135H102L101 134V132L100 131H103V129L101 130V128L105 125V124H103V125H98V121L97 122H94L93 123ZM92 124V125H93ZM99 124H101V123H99ZM111 124V123H110ZM120 124V123H119ZM118 124V125H119ZM133 124H129V125H133ZM154 124L152 125V127H151V125L149 126V128H150V131L153 129V126H154ZM157 124V125H158ZM184 124V123H183ZM246 124V123H245ZM34 125V124H33ZM40 125V126H41ZM90 125V124H89ZM117 125V126H118ZM128 125V126H129ZM136 125H138V126H136ZM148 125H147V128H148ZM156 125V124H155ZM156 125V126H157ZM172 125V124H171ZM179 125V124H178ZM37 126V127H38ZM55 126H58V125H56L55 124ZM99 126H102V127H100V129H98V127ZM155 126V127H156ZM163 126V125H162ZM223 126V125H222ZM228 126V125H227ZM26 127V126H25ZM30 127H32V126H30ZM37 127H36V129H37ZM45 127V126H44ZM44 127H42V128H44ZM127 127V126H126ZM138 127V128H137ZM143 127V129H142V132L140 133V131H137L138 133H134V131L136 130V129H139V128H142ZM245 127V126H244ZM72 128V127H71ZM89 128V127H88ZM134 128H136V129H134ZM144 128H145V130H144ZM158 128L159 129H161L160 128V125H158ZM158 128H155L154 130H156V129H158ZM34 129V128H33ZM81 130V133H79V131ZM125 129H127V131H125ZM177 129V128H176ZM185 129V128H184ZM100 130V131H99ZM114 130V129H113ZM117 130H115V131H117ZM144 130V131H143ZM166 130V129H165ZM22 131H23V129H22ZM114 131V133H118V131L117 132H115ZM125 131V132H124ZM178 131V130H177ZM31 131H29V132H27V130H26V134H31L30 133ZM46 132H48V131H46ZM70 132H72V134L70 135V137H66V135L68 134V133H70ZM157 132H158V130H157ZM175 132V131H174ZM181 132V131H180ZM140 133V134H139ZM150 133V132H149ZM153 133V132H152ZM154 133H156L155 131H154ZM153 133V134H154ZM159 133V132H158ZM161 133H162V131H161ZM179 133V132H178ZM21 134H22V136H23V134L24 133H22L21 132ZM28 134V135H29ZM47 134V133H46ZM111 134V133H110ZM113 134V133H112ZM152 134V135H153ZM258 134V133H257ZM157 135V134H156ZM159 135V134H158ZM176 136H177V134H175ZM27 136V135H26ZM69 136V135H68ZM182 136H184V135H182ZM223 136V135H222ZM221 136V137H222ZM233 136V135H232ZM16 137V136H15ZM147 137V136H146ZM153 137H156V136H152V139H153ZM159 137H160V135H159ZM163 137H164V135H163ZM11 138V137H10ZM139 138H141V137H139ZM138 138V139H139ZM151 138V137H150ZM161 139H162V136L160 137ZM166 138V137H165ZM164 138V139H165ZM185 138V137H184ZM220 138V137H219ZM263 138V137H262ZM13 138H11V143L13 144V142L12 141H14V140H12ZM157 139H158V137H157ZM26 140H28V139H26ZM117 140H119L118 141V143H116V141ZM140 140H142V139H140ZM139 140V141H140ZM145 140V139H144ZM143 140V141H144ZM147 140V139H146ZM160 140V139H159ZM158 140V141H159ZM218 140V139H217ZM248 140V139H247ZM251 140H253V139H251ZM44 142V145L41 147V145L40 146H38L41 142ZM114 141H115V143H114ZM134 141H136V140H134ZM133 141V142H134ZM138 141V140H137ZM158 141H156V142H158ZM164 141V140H163ZM170 141V140H169ZM176 141V140H175ZM178 141V140H177ZM223 141V140H222ZM3 142V141H2ZM149 142H151V141H149ZM165 142V141H164ZM215 142V141H214ZM223 142H225V141H223ZM235 142V141H234ZM258 142V141H257ZM3 143H5V141L3 142ZM128 143V142H127ZM130 143H131V145H130ZM145 143V142H144ZM159 143V142H158ZM160 143H162L163 144V142H160ZM160 143H159V145H160ZM174 143V142H173ZM221 143V142H220ZM11 144V145H12ZM156 143H154V145H155ZM172 143H170L169 145H171ZM222 144H224V143H222ZM166 146L168 145L167 143L165 144ZM220 145V144H219ZM87 146V147H88ZM103 146H105L106 148V151H105V149L103 148ZM146 146V145H145ZM157 146V145H156ZM187 146V145H186ZM205 146V145H204ZM212 146H214V145H212ZM247 146V145H246ZM3 147L4 146H2V148H1V150H3ZM40 147V148H39ZM100 147H102V148H100ZM134 147V148H133ZM160 147H162V146H160ZM168 147H170V146H168ZM218 147V146H217ZM230 147V146H229ZM66 148V147H65ZM83 148V147H82ZM85 148V147H84ZM92 148V147H91ZM154 148V147H153ZM163 148V147H162ZM171 148V147H170ZM77 149H79V148H77ZM108 149V150H107ZM164 149V148H163ZM163 149L162 150H158L159 151V155H158V151H157V154L155 153L156 152V150L154 151V153L156 154V156L158 155V157H157V160L158 159H160L159 161H154V160H156L155 158H153V157H156L155 156V154L153 153V154H151V155H153L152 157H151V155H150V157L152 158V159H150V157L148 158V159H150V162H148V163H150V165L148 164L147 165V157L149 156L148 154H146V156L147 157H145L146 159H143L142 157L143 156H140L141 158H137L136 159V161H135V163H137V164H132V166H134V168H133V173H132V175L130 174V176H135L136 178H134L135 180H140L142 177V179H144L145 178V176H147V175H152V178L154 179L155 178V180L156 181H158V185L161 187V184H163L166 180L168 181L169 179H171L170 178V176H171V174H170V172L172 173V171H176V169H181L180 170V172L182 171V169H183V167L180 165L181 164V162H179V166H177L178 164H176V166H174V164H173V158H172V160L173 161H171V160H167V159H162V158H160V157H165L166 155H165V153H167V154H169L170 156H171V154L170 153H168V151L166 150V148H165V152L163 151ZM175 149V148H174ZM213 149V148H212ZM239 149V148H238ZM89 150V149H88ZM96 150V149H95ZM219 150V149H218ZM242 149H239V151H241ZM148 151H150V150H148ZM161 151H163V152H161ZM177 151V150H176ZM211 151V150H210ZM230 151V150H229ZM238 151V152H239ZM4 152V151H3ZM62 152H64L63 150H62ZM128 152L130 153H132V155H130V154H128ZM151 152V151H150ZM171 152H173V150L171 151ZM198 152V151H197ZM201 152V151H200ZM221 152V151H220ZM224 152H226L225 150H224ZM233 152H234V150H233ZM264 152V151H263ZM2 153V152H1ZM67 153V152H66ZM86 153H89V152H86ZM137 153V152H136ZM90 154V153H89ZM128 154V155H127ZM144 154V153H143ZM142 154V155H143ZM144 154V155H145ZM224 154H228V153H224ZM256 154V153H255ZM61 155V154H60ZM165 155V156H164ZM169 155H167L168 157H169ZM176 155V154H175ZM175 155H174V157H175ZM222 155V154H221ZM237 155H239V154H237ZM125 156H124V158H125ZM139 156V155H138ZM173 156V155H172ZM1 157V156H0ZM43 158L44 160L46 159L47 160V158ZM59 157H61V156H59ZM181 157V156H180ZM185 157H186V155H185ZM249 157V156H248ZM252 157V156H251ZM263 157V156H262ZM57 157H55V159H56ZM66 158V157H65ZM88 158V157H87ZM166 158V157H165ZM177 160L179 159L178 158V155L175 157ZM245 158V157H244ZM257 158V157H256ZM42 159V158H41ZM49 159V158H48ZM58 159H61V158H58ZM90 159V158H89ZM131 159V160H132ZM140 159H141V161H143V162H145V160H146V162H145V165H147V166H145L144 164H142L143 162H141V164H142V166H141V164H140ZM154 159V160H153ZM26 160H25V162H26ZM33 160V159H32ZM93 160V159H92ZM126 160V159H125ZM124 160V161H125ZM132 160V161H133ZM187 160V159H186ZM235 160V159H234ZM1 161V160H0ZM3 161V160H2ZM3 161V162H4ZM31 161V160H30ZM30 161L28 162V163H30ZM59 161V160H58ZM58 161H57V163H58ZM87 161H88V159H87ZM128 161V160H127ZM132 161H130V162H128L129 164H131V163H133ZM138 161V162H137ZM149 161V160H148ZM178 161H180V160H178ZM194 160H192V162H193ZM246 161V160H245ZM33 162L34 161H32V165H33ZM40 162V161H39ZM38 162V163H39ZM48 162L49 163H51V161H49V160H47V166H48ZM66 162V161H65ZM153 162H155V163H153ZM156 162H159V163H157L156 164ZM176 162V161H175ZM189 162V161H188ZM221 162V161H220ZM1 163V162H0ZM21 165H20V164ZM24 163V162H23ZM37 163V162H36ZM41 163V162H40ZM39 163V165L41 166L42 165V163L40 164ZM53 163H55V162H53ZM64 163V162H63ZM122 163V162H121ZM153 163V164H152ZM177 163V162H176ZM183 163V162H182ZM241 163V162H240ZM253 163V162H252ZM251 163V164H252ZM25 164V163H24ZM59 164V163H58ZM93 163H90V165H92ZM93 164V165H94ZM117 164H118V162H117ZM155 164V165H154ZM173 164V165H172ZM221 164V163H220ZM227 164H228V162H227ZM25 165H27V163L25 164ZM29 165V164H28ZM31 165V166H32ZM53 165V164H52ZM55 165V164H54ZM70 165V164H69ZM75 165V164H74ZM80 165V164H79ZM89 165V166H90ZM119 165V164H118ZM127 164L125 163V166H126ZM186 165H188V164H186ZM226 164H224V166H225ZM255 165V164H254ZM24 166V165H23ZM31 166H29V167H31ZM43 166V165H42ZM41 166V167H42ZM45 166V165H44ZM51 166V165H50ZM94 166V167H95ZM122 166H124V165H122ZM228 166V165H227ZM20 167V168H21ZM29 167H24V169L26 168V169H29ZM35 167L36 166H34V169H35ZM46 167V166H45ZM79 167V166H78ZM235 167V166H234ZM238 167V166H237ZM1 168H2V170H1ZM23 168V167H22ZM33 168V166L31 167V169ZM47 168V169H46ZM45 169L46 170H44V167H43V171H45L44 172V174L42 175V176H44V177H48V179L49 178H51L52 180L53 179H57V180H64V178L65 177H67V176H69L70 174H71V172L68 170V169H65V166L63 165V164H59V165H56V166H51V167H46ZM75 168V167H74ZM90 168H91V166H90ZM236 168V167H235ZM262 168V167H261ZM23 169V170H24ZM31 169H29V171L30 172H33V171H31ZM34 169H32V170H34ZM40 169V168H39ZM42 169V168H41ZM119 169V168H118ZM173 169V170H172ZM216 169V168H215ZM238 169V168H237ZM241 170H242V168H240ZM116 170V169H115ZM22 171V170H21ZM28 171V176L29 175H31L30 174V172ZM42 171V170H41ZM113 171V170H112ZM175 171H174V173H175ZM240 171V170H239ZM257 171V170H256ZM36 172H38L39 173V171H35V174H36ZM80 172V171H79ZM178 173L177 174H179V171H177ZM188 172V171H187ZM186 172V173H187ZM3 173V172H2ZM22 173V172H21ZM41 173V172H40ZM39 173V174H40ZM43 173V172H42ZM117 173V172H116ZM122 173V172H121ZM126 173V172H125ZM124 173V174H125ZM214 173V172H213ZM19 174V175H18ZM23 174V173H22ZM32 174H34V173H32ZM39 174H36V175H39ZM79 174V173H78ZM106 174V175H105ZM110 174H112V173H110ZM110 174H109V176H110ZM115 174V173H114ZM228 174V173H227ZM35 175V176H36ZM41 175V174H40ZM39 175V176H40ZM72 175H74V174H71V176L70 177H75V175L74 176H72ZM89 176H90V174H88ZM218 175V174H217ZM223 175V174H222ZM23 176H24V174H23ZM41 176V177H42ZM78 176V175H77ZM114 176V175H113ZM112 176V177H113ZM125 176V175H124ZM173 176V175H172ZM25 177L27 178V176L25 175ZM30 177V176H29ZM32 177H34V176H32ZM37 177V176H36ZM122 177V176H121ZM252 177V176H251ZM261 177V176H260ZM12 178V179H11ZM24 178V177H23ZM26 178H24L25 180H26ZM106 178V177H105ZM107 178H110V177H107ZM129 178V177H128ZM140 178V179H139ZM248 178V177H247ZM36 179V178H35ZM119 179V178H118ZM122 179V178H121ZM132 179V178H131ZM134 179H132L133 181H135ZM173 179V178H172ZM171 179V180H172ZM176 179V178H175ZM244 179H245V177H244ZM45 180V179H44ZM76 180V179H75ZM83 180H84V178H83ZM115 180V179H114ZM174 180V179H173ZM24 181V180H23ZM34 181H36V180H34ZM41 181V180H40ZM46 181V180H45ZM68 181V180H67ZM66 181V182H67ZM120 181V180H119ZM132 181V182H133ZM136 182V184L137 183H139V182ZM140 181H142V180H140ZM151 181V180H150ZM152 181H154V180H152ZM151 181V182H152ZM199 181V180H198ZM21 182V181H20ZM30 182V181H29ZM72 182V181H71ZM127 182V181H126ZM130 182H131V180H130ZM143 182H144V180H143ZM171 182V181H170ZM169 182V183H170ZM174 183H175V181H173ZM173 182L172 183H170V184H172V185H169V184H167L166 186H165V189H163V191H161L160 190V188L158 187V189L160 190V191H158L156 188H157V186H155V189H156V191H158V193H156V191H155V189H153L155 192L154 193H156V194H154V193H151L153 190H151L150 192L148 191V190H144L142 187H136L135 188V190H133L132 189V191L128 194V195H126L124 198H123V200H120V202L119 203H117V204H115V205H111L110 207H108V211H109V214H111L112 212H115V211H122V210H124L125 211V213H124V211H122L120 214H121V216L123 215V217H125V219H126V222H124L125 223V225L126 226H129V229H127L128 230V232H127V236H128V238L130 239L131 237H133L134 235H136V234H138L137 236H139V238H140V236L142 237V236H146L145 238H147V236L148 235H152L153 234V231H152V229L153 228H155V227H152L151 229L150 228H147V226L150 224V222L151 221H153V220H156V217H160V215H158V211L156 212V211H152V210H150V208H151V206H149L150 204H148V206L150 207L149 208V210H148V208H147V206L145 207V205L143 206V204H145L146 202H148L149 200L150 201H152L153 199L152 198H154V199H158V200H168V201H171V203H172V205L173 206H175V207H177L178 208V206L180 207L181 206V204H184V206H190V205H192V204H195L194 203V201L192 202V201H186V203H180V201H182V200H180L179 199V205L175 202L176 201V199H177V197H178V195H174L173 196V194L171 195L170 194V191H174L173 189H176V191H177V188L179 189V187H178V185L180 184V182H179V184L178 185H174L173 184ZM176 182L178 183V181L176 180ZM190 182V181H189ZM195 182V181H194ZM35 183V182H34ZM34 183L32 184L33 185V190L35 191V185H34ZM36 183H38L37 181H36ZM43 183H44V181H43ZM59 183V182H58ZM76 183V182H75ZM111 183H113V182H111ZM135 183V182H134ZM142 183V182H141ZM141 183H139V185L141 184ZM176 183V184H177ZM127 184V183H126ZM186 184V183H185ZM193 184V183H192ZM245 184V183H244ZM251 184V183H250ZM29 185V184H28ZM31 185V186H32ZM57 185V184H56ZM75 185V184H74ZM104 185H105V183H104ZM109 185V184H108ZM142 185V184H141ZM145 185H146V182H145ZM144 185V186H145ZM149 185V184H148ZM154 185H156V184H154ZM233 185V184H232ZM19 186V185H18ZM17 186V187H18ZM101 186H103V185H101ZM143 186V185H142ZM164 186H162V187H164ZM22 187V186H21ZM105 187V186H104ZM131 187V186H130ZM151 187V186H150ZM30 188H32V187H30ZM58 188V189H57ZM126 188H128V187H126ZM104 189V188H103ZM108 189V188H107ZM210 189V188H209ZM164 190H165V192H164ZM180 190V189H179ZM18 191V190H17ZM31 192H32V190H30ZM67 191H70V193L71 194H69V196H68V198H66V200H64L63 201V199L65 198V195H64V197L63 196H61V194H65ZM107 191V190H106ZM209 191V190H208ZM31 192H29V194L31 193ZM35 192V193H36ZM103 192V191H102ZM124 192H125V190H124ZM129 192V191H128ZM127 192V193H128ZM160 192H163L162 194L160 193ZM196 192V191H195ZM217 192V191H216ZM8 193V192H7ZM12 193V192H11ZM19 193H20V191H19ZM33 193V192H32ZM123 193V192H122ZM160 193V194H159ZM172 193V192H171ZM203 193V192H202ZM212 194H215L214 193V190H213V192H211ZM21 194V193H20ZM100 194V193H99ZM109 194V193H108ZM184 194V193H183ZM31 196L33 195V196H36V194L34 195V193L33 194H30ZM227 195V194H226ZM225 195V196H226ZM12 196V195H11ZM26 196V195H25ZM100 196V195H99ZM102 196V195H101ZM106 196V195H105ZM156 196V197H155ZM185 196V195H184ZM195 196V195H194ZM228 196V195H227ZM250 196V195H249ZM8 197V196H7ZM21 197V196H20ZM30 197V196H29ZM28 197V198H29ZM46 196H44V198H45ZM67 197V196H66ZM181 197V196H180ZM204 197V196H203ZM233 197V196H232ZM243 197H245V195L243 196ZM247 197V196H246ZM63 198V199H62ZM107 198V197H106ZM41 199H43V198H41ZM96 199V201H98V202H93L94 200ZM119 199H120V196H119ZM187 199V198H186ZM8 200V199H7ZM15 200V199H14ZM19 200V199H18ZM18 200H16V202H18ZM22 200V201H21ZM44 200V199H43ZM113 199H111V201H112ZM192 200V199H191ZM237 200V199H236ZM252 200V199H251ZM4 201V200H3ZM26 201V200H25ZM32 201V200H31ZM40 202H39V204L41 203V200H39ZM61 201H63L62 202V204H61ZM69 201H72V204L69 202ZM114 201V200H113ZM203 201V200H202ZM20 202H23V199H20V201H19V203ZM37 202H38V200H37ZM159 202V201H158ZM183 202H185V201H183ZM200 202V201H199ZM199 202H198V204H199ZM261 202V201H260ZM15 203V202H14ZM29 203V202H28ZM43 203V202H42ZM70 203V204H69ZM149 203V202H148ZM230 203V202H229ZM244 203V202H243ZM8 204V203H7ZM17 205H18V203H16ZM27 204V203H26ZM32 204V203H31ZM33 204H35V206L37 207V205H36V203H33ZM38 204V203H37ZM46 204V205H47ZM136 205V207L135 208H130L129 207V205ZM190 204V205H189ZM22 205V204H21ZM44 205V204H43ZM49 205H47V207L48 208H46L45 210H49V209H52V207L54 208V206H52V207H49ZM57 205L55 206V208L54 209H57ZM171 205V204H170ZM196 205V204H195ZM24 206H25V204H24ZM27 206H28V204H27ZM41 206H42V204H41ZM45 206V205H44ZM59 206V205H58ZM107 206V205H106ZM17 208L18 207H21L20 206V204H19V206H16ZM15 207V208H16ZM40 207V206H39ZM72 207H73V209H72ZM197 207V208H196ZM195 208V213L193 214L194 215V219H193V221L195 222V223H200V225H207L208 227H210V226H212L215 230H217V232H220L221 233V229L224 231V229H223V227H222V225H224V223H226V222H224V218H223V216H222V213L220 212V210H218L219 208H217V207H215V205L214 206H212L211 204H205L204 203V205L202 204V203H200V205H197ZM221 207V206H220ZM249 207V206H248ZM155 208H156V206H155ZM183 208V207H182ZM186 208V207H185ZM192 208V207H191ZM233 208H234V210H236L235 212H240V214L239 215H241V213H242V205L241 204H238V206H236V207H234V205H233ZM232 208V209H233ZM249 208H252V207H249ZM256 208V207H255ZM40 208H38V210H39ZM160 209V208H159ZM173 209V208H172ZM176 209V208H175ZM188 209V208H187ZM41 210V212L39 213V214H41L42 215V213H43V211H44V209L42 210V209H40ZM162 210V209H161ZM53 211V210H52ZM163 211V214L165 213V210H162ZM171 211V212H170ZM172 211L176 214V212L174 211V209L173 210H170L169 209V212H170V214L172 213ZM187 211V210H186ZM191 211H192V209H191ZM10 212H12L10 209L8 210V209H2V208H0V235H5V236H3L4 238H6L7 239V241H5L4 242V244H0V247H1V251H0V253H2V252H6V251H8V250H12L13 248H18V247H23L24 245L21 243L22 242V238L24 237L25 238V236H26V234H25V230H24V228H23V226L21 225V224H19V223H17V222H12L11 220V218L8 220V213H10ZM14 212V211H13ZM16 213H17V211H15ZM23 212V211H22ZM53 212H55V211H53ZM63 212V211H62ZM58 213V212H57ZM60 213V212H59ZM116 213V212H115ZM122 213H124V214H122ZM11 214V213H10ZM38 214V213H37ZM44 214H45V211H44ZM51 214V213H50ZM114 214V213H113ZM118 214V213H117ZM175 214H173V216H169V217H175L176 215ZM52 215V214H51ZM175 215V216H174ZM188 215H189V213H188ZM192 215V216H193ZM57 216H59L58 214H57ZM109 216V215H108ZM118 217H119V215H117ZM117 216H115L116 218H117ZM163 216V215H162ZM225 216V215H224ZM36 217V216H35ZM40 217L41 216H39V218H38V216L36 217V218H38V219H40ZM52 217V216H51ZM114 217V218H115ZM165 217V216H164ZM122 218V217H121ZM120 217H119V219H121ZM37 219V220H38ZM106 219V218H105ZM118 219V218H117ZM117 219H115L116 221H117ZM160 219V218H159ZM167 219H171V218H167ZM176 219H178V218H176ZM172 220V221H178V220ZM239 219V218H238ZM51 220V219H50ZM102 220V219H101ZM158 220V219H157ZM21 221V220H20ZM114 221V220H113ZM167 221H169V220H165V222L167 223ZM171 221V222H172ZM180 221H181V219H180ZM192 221V222H193ZM39 222V221H38ZM104 222V221H103ZM107 222H108V220H107ZM120 222V221H119ZM122 222V221H121ZM155 222H157V221H155ZM37 223V222H36ZM114 223L116 224V222L114 221ZM124 223H123V226H124ZM153 223H154V221H153ZM159 223H161V221L159 222ZM162 223H164V222H162ZM169 223V222H168ZM191 223V222H190ZM255 223V222H254ZM119 224V223H118ZM172 224H173V222H172ZM175 224V223H174ZM193 224V223H192ZM35 225V224H34ZM50 225V224H49ZM120 225V224H119ZM118 225V226H119ZM161 224H159V225H157V227H159ZM165 225V224H164ZM176 225V224H175ZM175 225H172L173 227L175 226ZM184 225V224H183ZM195 225V224H194ZM199 225V224H198ZM40 226H41V223H40ZM122 226V227H123ZM161 226H163V225H161ZM167 226V225H166ZM177 226V225H176ZM25 227V226H24ZM31 227V226H30ZM114 227V226H113ZM49 228V227H48ZM125 227H123V229H124ZM26 229V228H25ZM34 228H31V230H33ZM36 229H38V230H36V231H39L40 229H41V227H36ZM108 229V230H109ZM122 229V230H123ZM168 229V228H167ZM225 229H227V228H225ZM237 229V228H236ZM244 229V228H243ZM28 230V229H27ZM35 230V229H34ZM109 230V231H110ZM151 230V231H150ZM194 230V229H193ZM197 230V229H196ZM195 230V231H196ZM200 230V229H199ZM209 230V229H208ZM235 230V229H234ZM24 231V232H23ZM29 231V230H28ZM42 231V230H41ZM137 232V231H139V233L137 232L136 234H135V232ZM159 231V230H158ZM157 230H155V232L157 233L158 232ZM161 231V230H160ZM212 231V230H211ZM222 231V232H223ZM46 232H48V231H46ZM45 232V233H46ZM113 232V231H112ZM142 234H141V233ZM154 232V233H155ZM190 232V231H189ZM202 232V231H201ZM240 232V231H239ZM41 233V232H40ZM43 233L44 232H42V235H43ZM109 233V234H108ZM199 233V232H198ZM220 233L219 234H217L218 236L220 235ZM139 234H141V235H139ZM42 235H40L39 236V241L41 240V239H43V238H41V236ZM89 235L87 236L88 237V240H90L89 239ZM113 235V234H112ZM150 235V236H151ZM160 235V234H159ZM163 235H165V234H163ZM194 235V234H193ZM202 235V234H201ZM205 235V234H204ZM207 235V234H206ZM224 236L225 235V232H224V234H221L220 235V237L221 236ZM126 236V235H125ZM150 236H148V237H150ZM156 236V235H155ZM208 236V235H207ZM217 236V238L219 239V237ZM222 236V237H223ZM244 236V235H243ZM98 237H97V240H98ZM135 237V236H134ZM165 237V236H164ZM170 237V236H169ZM200 237H202V236H200ZM242 237V236H241ZM258 237H259V235H258ZM4 238H0V239H4ZM23 238V239H24ZM45 238V237H44ZM110 238V240L109 239H106L107 241H108V243L110 244V242H112L113 240H111V237H109ZM127 238V237H126ZM155 238V237H154ZM173 238V237H172ZM239 238V237H238ZM262 238V237H261ZM83 239L85 240V242L83 243L82 241H83ZM129 239H127L126 240V242L129 240ZM156 239V238H155ZM201 239V238H200ZM232 239V238H231ZM260 239V238H259ZM20 240H21V242H20ZM25 241H26V239H24ZM131 240V239H130ZM132 240H134V238L132 239ZM141 240H143V238L141 239ZM148 240H150V239H148ZM176 240V239H175ZM184 240V239H183ZM203 240V239H202ZM245 240V239H244ZM249 240V239H248ZM2 241V240H1ZM28 241V240H27ZM37 241V240H36ZM45 241V240H44ZM106 241V242H107ZM147 241V240H146ZM145 241V242H146ZM205 241V240H204ZM236 241H238V240H236ZM243 241V240H242ZM257 241H259V240H257ZM82 242V243H81ZM93 242V241H92ZM115 242V241H114ZM133 242V241H132ZM136 242V241H135ZM139 242H141V241H139ZM138 242V243H139ZM206 242V241H205ZM261 242V241H260ZM3 243V242H2ZM41 243H43V241L41 242ZM113 243V242H112ZM129 243V242H128ZM127 243V244H128ZM200 243V242H199ZM197 244L196 246H194L193 248L192 247H189V248H192V253L194 254L195 253V256L192 258V259H190L191 261L189 262V264H204V262H206V260H208L212 255V253H214V249H215V247H216V241L215 242H210V243H208L207 245H205V246H203L202 244H201V246H199L200 244ZM203 243V242H202ZM253 243H257L256 241H254ZM103 244V243H102ZM101 243H100V246L102 245ZM104 244H105V241H104ZM103 244V245H104ZM124 244V243H123ZM131 243H129V245H130ZM225 244V243H224ZM252 244V243H251ZM38 245H40V244H38ZM102 245V246H103ZM106 245V244H105ZM105 245H104V247H105ZM121 245H122V243H121ZM124 245H126V244H124ZM133 245H134V243H133ZM135 245H137L136 243H135ZM222 245V244H221ZM257 244H255V246H256ZM258 245H259V242H258ZM28 246V245H27ZM33 246V245H32ZM98 246V245H97ZM128 246V245H127ZM139 246H140V244H139ZM183 246V245H182ZM228 246V245H227ZM226 246V247H227ZM254 246V245H253ZM254 246V247H255ZM259 246H261V243H260V245ZM259 246H258V248H259ZM94 247V246H93ZM96 247V246H95ZM106 247H108V246H106ZM257 247V246H256ZM16 248V249H17ZM102 248V247H101ZM150 248V247H149ZM169 248V247H168ZM217 248V247H216ZM245 248V247H244ZM257 248V249H258ZM24 248H22L21 250H23ZM94 249V248H93ZM131 249H132V247H131ZM263 249H264V247H263ZM15 250V249H14ZM18 250H19V248H18ZM72 250H74V251H72ZM92 250V249H91ZM99 250V249H98ZM190 249H188V251H189ZM261 250V249H260ZM76 251H79V254H77L76 256H75V253H74V256H72L71 257V255H72V253L73 252H76ZM88 251H90V250H88ZM97 251V250H96ZM145 251V250H144ZM217 251V250H216ZM264 250H262L261 252H263ZM11 252V251H10ZM10 252H8V254H10ZM21 252V251H20ZM151 252V251H150ZM249 252V251H248ZM258 253V252H256V250L254 251H250V253ZM25 253V252H24ZM90 253H94L93 251L92 252H90ZM89 253V255L90 256H93L92 254H90ZM172 253V252H171ZM181 253V252H180ZM179 253V254H180ZM233 253V252H232ZM242 253V252H241ZM245 253H247V252H245ZM245 253H243V257L245 256ZM6 254V256H4V257H2L3 255H5ZM5 254H2V255H0V264H14V263H11L10 262V260L12 261L13 259H9V256L7 255V253H5ZM26 254V253H25ZM98 254V253H97ZM115 254V253H114ZM118 254V253H117ZM122 254V253H121ZM156 254H158V253H156ZM186 254V253H185ZM185 254H183V255H185ZM218 254V253H217ZM216 254V255H217ZM258 254H260V253H258ZM27 255H29L28 254V252H27ZM27 255H25V256H27ZM69 255H70V257H69ZM84 255H87L88 256V254H84ZM148 255H149V253H148ZM162 255V254H161ZM176 255H178V254H176ZM191 255V256H192ZM223 255V254H222ZM236 255V254H235ZM239 255H241V254H239ZM250 254L249 253H247V255H246V259H248L247 257L249 256ZM254 255H257V254H254ZM19 256H21V255H19ZM97 256V255H96ZM106 256V255H105ZM125 256V255H124ZM128 256V255H127ZM218 256V255H217ZM221 256V255H220ZM226 256V255H225ZM228 256V255H227ZM10 257H12V256H10ZM13 257H14V255H13ZM12 257V258H13ZM17 257H18V255H17ZM27 257H29V256H27ZM100 257V256H99ZM158 257H160V256H158ZM164 257V256H163ZM176 257V256H175ZM182 257V256H181ZM214 257V256H213ZM213 257H212V259H213ZM236 257H238V256H235V258L234 259H236ZM242 257V255L241 256H239V258L241 259V258H243ZM251 257H256V256H253V254H251ZM251 257H250V259H251ZM24 258V257H23ZM56 258H58V261L56 260ZM115 258V257H114ZM117 258V257H116ZM176 258H178V257H176ZM176 258H172V259H176ZM180 258V257H179ZM188 258V257H187ZM189 258H191V257H189ZM238 258V259H239ZM256 258H259V257H256ZM255 258V263L256 264H260L261 263V259L263 260V262L261 263V264H264V257L262 256L261 258H260V260L259 259H256ZM15 259V260H16ZM25 259H26V257H25ZM84 259H86V258H84ZM96 259V258H95ZM122 259V258H121ZM156 259V258H155ZM162 259V258H161ZM165 258H163L162 260H164ZM167 259V258H166ZM166 259H165V261H166ZM170 258H168L167 259V261L169 260ZM232 259V258H231ZM233 259V260H234ZM239 259V260H240ZM249 259V260H250ZM15 260H13V262L15 261ZM88 260H89V258H88ZM148 260V259H147ZM162 260H161V262H162ZM171 260V259H170ZM184 260V259H183ZM188 260V259H187ZM186 260V261H187ZM214 260V259H213ZM228 260H229V258H228ZM227 260V261H228ZM248 260V261H249ZM82 261V260H81ZM80 261V262H81ZM151 261V260H150ZM164 261V262H165ZM166 261V262H167ZM172 261V260H171ZM174 261V260H173ZM172 261V262H173ZM179 261V260H178ZM178 261H177V263H178ZM186 261H183L184 263L186 262ZM189 261V260H188ZM210 261V264H218V262L219 261H215L214 260V262H216V263H214L213 261V263H211V258H210V260H208L207 262H209ZM242 261V260H241ZM247 260H246V263L248 262ZM252 261H253V259H251V262H249V263H252ZM44 262V263H43ZM58 262V263H57ZM60 262V263H59ZM83 262V261H82ZM87 262V261H86ZM85 262V263H86ZM103 262V261H102ZM114 262V261H113ZM156 264H158V262H160V260L159 261H157L156 260ZM164 262H163V264H164ZM175 262H176V260H175ZM206 262V263H207ZM223 262H226V261H223ZM231 261L229 260V263H230ZM242 262H245V260L243 259V261ZM241 262V263H242ZM41 263H39V264H41ZM120 263V262H119ZM154 263V262H153ZM184 263H182V264H184ZM16 264V263H15ZM80 264H83V263H80ZM94 264V263H93ZM161 264V263H160ZM170 264V263H169ZM174 264H176V263H174ZM238 264V263H237ZM253 264H254V261H253Z\"/></svg>", "mask_w": 264, "mask_h": 264}]
</instances>
